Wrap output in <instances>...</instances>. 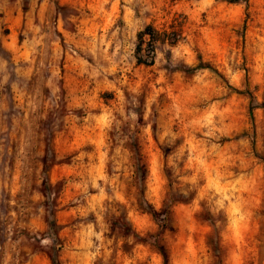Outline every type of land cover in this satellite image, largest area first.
<instances>
[{
  "label": "rangeland",
  "instance_id": "rangeland-1",
  "mask_svg": "<svg viewBox=\"0 0 264 264\" xmlns=\"http://www.w3.org/2000/svg\"><path fill=\"white\" fill-rule=\"evenodd\" d=\"M154 242L264 264V0H0V264H163Z\"/></svg>",
  "mask_w": 264,
  "mask_h": 264
},
{
  "label": "trees",
  "instance_id": "trees-1",
  "mask_svg": "<svg viewBox=\"0 0 264 264\" xmlns=\"http://www.w3.org/2000/svg\"><path fill=\"white\" fill-rule=\"evenodd\" d=\"M233 2V1H231ZM151 29L149 27H147L143 33L140 34V36L142 35H148V36H151ZM147 51L148 53L152 54L153 53V46L152 44H148L147 45ZM209 68L208 66H203V65H199L198 67H195L191 70L188 69L187 74H192V72L194 71H197V70H203V69H207ZM212 70V69H210ZM133 151H134V154H136L138 156V147L134 145L133 147ZM135 179H136V186L138 187V190H139V193H140V196L142 197V199L140 200V203H139V207L140 209L143 211V212H146V213H149L150 215H153V212L150 210V208L147 206V207H143V204H144V200H143V182H144V167L142 166L141 164V160L136 157V161H135ZM49 228H50V231L52 232V235L54 236L55 240L57 239V225L55 223L54 220H51L49 222ZM130 231V229H129ZM128 231V232H129ZM133 236L136 238V240H138L139 242H142L144 243V240L143 239H140L138 235L132 233ZM153 246L157 249V251L159 252V254L161 255L162 259H163V264H167V258H166V254L164 252V250L160 247V245H158V242L157 243H153ZM49 258H50V261L52 264H58V261H57V258L56 256L54 255H49Z\"/></svg>",
  "mask_w": 264,
  "mask_h": 264
}]
</instances>
